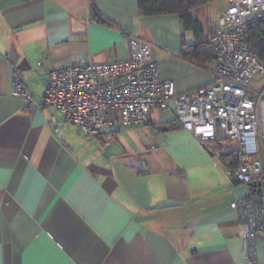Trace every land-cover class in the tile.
<instances>
[{"label":"crops","instance_id":"obj_1","mask_svg":"<svg viewBox=\"0 0 264 264\" xmlns=\"http://www.w3.org/2000/svg\"><path fill=\"white\" fill-rule=\"evenodd\" d=\"M232 1L192 9L205 35ZM132 36L178 93L212 82L183 55L195 35L176 13L145 15L139 0H0V264H264V240L251 246L231 206L250 189L228 175L235 143L223 133L198 139L171 106L114 126L106 143L13 94L15 70L38 100L53 67L124 60Z\"/></svg>","mask_w":264,"mask_h":264},{"label":"built area","instance_id":"obj_2","mask_svg":"<svg viewBox=\"0 0 264 264\" xmlns=\"http://www.w3.org/2000/svg\"><path fill=\"white\" fill-rule=\"evenodd\" d=\"M263 15L264 0H233L220 12L217 25L207 33L213 56L205 65L213 80L190 91L178 93L173 79L160 78L149 42L132 36L130 56L124 60L81 59L53 67L38 100L23 73L15 70L13 94L40 107H57L85 136L104 134L106 143L114 138V126H141L153 109L166 112L171 106L178 123L198 139L223 133L235 141L236 164L228 175L250 189L231 206L247 224L252 246L255 239L264 240V80L257 82L264 75V62L248 32L250 21ZM254 250L249 249L248 257Z\"/></svg>","mask_w":264,"mask_h":264},{"label":"trees","instance_id":"obj_3","mask_svg":"<svg viewBox=\"0 0 264 264\" xmlns=\"http://www.w3.org/2000/svg\"><path fill=\"white\" fill-rule=\"evenodd\" d=\"M95 2V0H92ZM213 0H139L140 11L145 15L176 13L180 16L184 30H192L195 41L184 42L183 55L191 61L205 65L213 56V47L199 19L192 9ZM98 14L96 11L94 12ZM249 40L253 43L261 61L264 62V15L250 21Z\"/></svg>","mask_w":264,"mask_h":264},{"label":"rangeland","instance_id":"obj_4","mask_svg":"<svg viewBox=\"0 0 264 264\" xmlns=\"http://www.w3.org/2000/svg\"><path fill=\"white\" fill-rule=\"evenodd\" d=\"M229 7V6H228ZM227 7V8H228ZM264 80V75H262L261 77H259V79H257V82L258 83H260V82H262ZM224 142H225V144H228V145H230V143H231V145H233L234 143H235V141H233V140H228V139H225L224 140Z\"/></svg>","mask_w":264,"mask_h":264}]
</instances>
